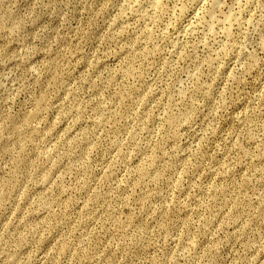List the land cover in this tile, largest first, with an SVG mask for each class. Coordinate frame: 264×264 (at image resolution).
I'll use <instances>...</instances> for the list:
<instances>
[{
    "label": "rangeland",
    "instance_id": "374dc122",
    "mask_svg": "<svg viewBox=\"0 0 264 264\" xmlns=\"http://www.w3.org/2000/svg\"><path fill=\"white\" fill-rule=\"evenodd\" d=\"M0 264H264V0H0Z\"/></svg>",
    "mask_w": 264,
    "mask_h": 264
}]
</instances>
